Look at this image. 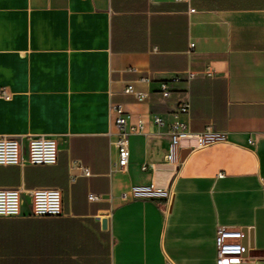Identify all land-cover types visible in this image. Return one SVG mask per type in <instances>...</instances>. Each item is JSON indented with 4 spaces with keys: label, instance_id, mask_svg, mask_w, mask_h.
Returning a JSON list of instances; mask_svg holds the SVG:
<instances>
[{
    "label": "crops",
    "instance_id": "crops-1",
    "mask_svg": "<svg viewBox=\"0 0 264 264\" xmlns=\"http://www.w3.org/2000/svg\"><path fill=\"white\" fill-rule=\"evenodd\" d=\"M111 103L143 122L123 170ZM174 121L224 139L169 160ZM39 134L56 163L27 162ZM0 135L25 151L0 165V187L21 189L20 215L0 216V264H219L218 226L244 232L245 259L228 264H264V0H0ZM134 185L171 187L168 214L122 198ZM37 187L61 190V215L33 214Z\"/></svg>",
    "mask_w": 264,
    "mask_h": 264
},
{
    "label": "built area",
    "instance_id": "built-area-1",
    "mask_svg": "<svg viewBox=\"0 0 264 264\" xmlns=\"http://www.w3.org/2000/svg\"><path fill=\"white\" fill-rule=\"evenodd\" d=\"M194 10V9H192ZM210 74V73H209ZM142 81L148 82L150 77H141ZM161 91L165 96L170 95L167 82L161 83ZM125 93L134 94L138 100L147 98V93L137 90L133 83L124 88ZM8 97L7 94H5ZM190 100L185 98L179 105L178 110L186 113L190 110ZM110 110L114 114V124L117 127L114 144L118 150V159L114 164V170H123L129 162V135L142 130L143 122L129 127L128 113L121 103H111ZM159 124L163 119L159 116L155 118ZM170 138L167 158L175 161L180 157L183 142L194 140V144L188 148L201 147L224 139V135L213 132L209 127L202 132H192L185 123L174 121L170 124ZM58 145L56 140L47 134L28 136L27 162L31 164H54L58 159ZM23 148V137L12 135H0V165H16L25 162ZM179 155V156H178ZM76 166L82 168L83 173L90 174L88 168L82 166L79 161ZM264 185V182H263ZM33 214L36 216H59L63 213L62 192L55 187H37L32 190ZM124 199H141L162 201L163 212L168 214L172 200L173 190L171 187L161 189L152 185H134L128 191L122 192ZM91 200H98L99 195L90 194ZM21 189L15 187H0V216L11 217L20 215ZM244 232L240 228L230 226H218L216 234L217 262L219 264L238 263L245 259V245L243 242Z\"/></svg>",
    "mask_w": 264,
    "mask_h": 264
},
{
    "label": "water",
    "instance_id": "water-1",
    "mask_svg": "<svg viewBox=\"0 0 264 264\" xmlns=\"http://www.w3.org/2000/svg\"><path fill=\"white\" fill-rule=\"evenodd\" d=\"M189 152H190L189 149H185V150H183V151L181 152V158H185L186 155H187ZM102 223H103V227H106V226H107V220H106V219L102 220Z\"/></svg>",
    "mask_w": 264,
    "mask_h": 264
}]
</instances>
